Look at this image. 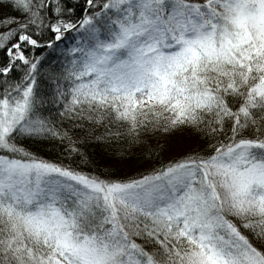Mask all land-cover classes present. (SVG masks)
Wrapping results in <instances>:
<instances>
[{"label": "snow or ice", "instance_id": "6c2138e0", "mask_svg": "<svg viewBox=\"0 0 264 264\" xmlns=\"http://www.w3.org/2000/svg\"><path fill=\"white\" fill-rule=\"evenodd\" d=\"M0 264H264V0H0Z\"/></svg>", "mask_w": 264, "mask_h": 264}]
</instances>
